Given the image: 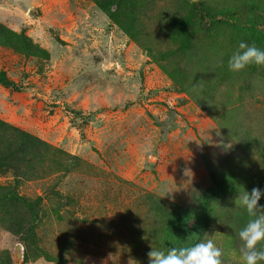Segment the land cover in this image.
<instances>
[{"label":"rangeland","instance_id":"374dc122","mask_svg":"<svg viewBox=\"0 0 264 264\" xmlns=\"http://www.w3.org/2000/svg\"><path fill=\"white\" fill-rule=\"evenodd\" d=\"M191 16L183 0H0V72L18 86L0 84V264H149L205 234L240 264L233 236L208 232L225 212L244 227L239 190L264 189V67L227 68L239 42L264 49V17L208 38L212 61L196 30L182 45Z\"/></svg>","mask_w":264,"mask_h":264},{"label":"clouds","instance_id":"9594fccd","mask_svg":"<svg viewBox=\"0 0 264 264\" xmlns=\"http://www.w3.org/2000/svg\"><path fill=\"white\" fill-rule=\"evenodd\" d=\"M264 67V49L256 44L241 41L228 59L230 72L241 73L251 66ZM173 190H167L166 195ZM264 189L254 187L251 191L239 190L235 207L246 210L248 223L238 232L242 241L240 264H261L264 262V205L260 204ZM149 264H222V249L215 240L205 238L191 247L172 248L167 253L152 248L148 252Z\"/></svg>","mask_w":264,"mask_h":264},{"label":"trees","instance_id":"16d2710c","mask_svg":"<svg viewBox=\"0 0 264 264\" xmlns=\"http://www.w3.org/2000/svg\"><path fill=\"white\" fill-rule=\"evenodd\" d=\"M185 4L189 6V9L192 14L191 19V30H186L187 34L185 37L184 43L182 45H185L189 36H192L195 39V33L194 30H196L197 34L201 36V41L199 42L198 47H200L203 50V57L206 56L209 59L213 61V58L215 55L212 54L210 49L208 48L206 42L209 39L216 38L217 40L221 38H233L235 37L234 34L239 35V37L242 38L243 34H248L247 26L241 22L242 18H240L243 14L246 15H254L259 17H264V8L253 3H242L235 5L233 7L224 9H217V8H210L208 6L199 7L194 3L192 0H183ZM200 15L201 21L196 22L197 16ZM237 28V29H236ZM1 33V30H0ZM3 36H0L2 38ZM11 39V36L4 37ZM184 39V36H183ZM20 41L22 42L24 49H27L29 52L33 48V45L31 43V40L23 36L20 38ZM254 44H256V40H252ZM207 64V63H206ZM205 65V64H203ZM0 84L4 86L11 87L13 89H17V83L13 80L9 79L7 75L4 72H0ZM41 146L43 148L49 149L48 145L45 143H42ZM30 148L34 149L35 146L30 144ZM48 147V148H47ZM43 150V149H39ZM37 168V167H36ZM36 171V170H33ZM21 198V197H20ZM23 201V199L21 198ZM30 205V204H29ZM31 208L34 206L30 205ZM246 212V210H244ZM175 214L171 217V220L174 225V229L171 230L172 233H175L174 235L178 237L176 234H180L181 237H183L182 233H185L186 229L189 227V221L191 220L190 216L188 217L186 212H181L180 210H176L174 212ZM247 213V212H246ZM185 216H183V215ZM234 213L228 212L224 214L223 219L216 222L213 226V228L208 232L210 235L214 231L223 232V233H230L234 240L231 243L232 249L240 255V247L242 245V241H240L238 237V232L243 228L240 226H236L234 223ZM216 216L214 217V219ZM212 220H210L211 222ZM176 223V226H175ZM200 223L203 224V222L200 220ZM176 232H175V231ZM180 237V238H181ZM179 238V237H178ZM179 238V239H180ZM222 264H233L232 258H230L225 253L221 257Z\"/></svg>","mask_w":264,"mask_h":264}]
</instances>
